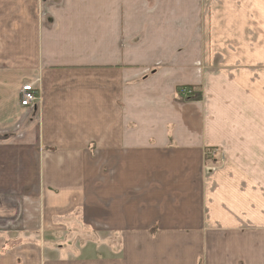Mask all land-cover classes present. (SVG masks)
<instances>
[{"label": "crops", "instance_id": "0c3cea01", "mask_svg": "<svg viewBox=\"0 0 264 264\" xmlns=\"http://www.w3.org/2000/svg\"><path fill=\"white\" fill-rule=\"evenodd\" d=\"M0 264H264V0H0Z\"/></svg>", "mask_w": 264, "mask_h": 264}, {"label": "built area", "instance_id": "2783aa9c", "mask_svg": "<svg viewBox=\"0 0 264 264\" xmlns=\"http://www.w3.org/2000/svg\"><path fill=\"white\" fill-rule=\"evenodd\" d=\"M179 94L185 98L190 99L193 96V88L191 87H181L179 88ZM39 100L38 89L32 84L27 83L23 85L20 92V104L22 107L27 109H35ZM209 155H215V151H209Z\"/></svg>", "mask_w": 264, "mask_h": 264}, {"label": "rangeland", "instance_id": "374dc122", "mask_svg": "<svg viewBox=\"0 0 264 264\" xmlns=\"http://www.w3.org/2000/svg\"><path fill=\"white\" fill-rule=\"evenodd\" d=\"M178 93H179V90H178ZM180 95V94H179ZM180 97H182L181 95H180Z\"/></svg>", "mask_w": 264, "mask_h": 264}]
</instances>
